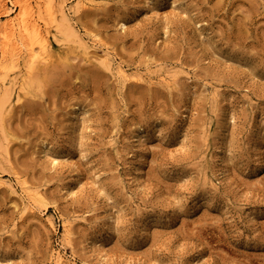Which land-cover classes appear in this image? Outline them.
Instances as JSON below:
<instances>
[{
    "label": "rangeland",
    "instance_id": "374dc122",
    "mask_svg": "<svg viewBox=\"0 0 264 264\" xmlns=\"http://www.w3.org/2000/svg\"><path fill=\"white\" fill-rule=\"evenodd\" d=\"M30 1L43 51L0 2V264H264V0Z\"/></svg>",
    "mask_w": 264,
    "mask_h": 264
},
{
    "label": "bare ground",
    "instance_id": "6f19581e",
    "mask_svg": "<svg viewBox=\"0 0 264 264\" xmlns=\"http://www.w3.org/2000/svg\"><path fill=\"white\" fill-rule=\"evenodd\" d=\"M4 1H6V0H0V2H1V5L2 4H4ZM86 1V0H85ZM19 2L21 3V9H20V11L17 13V16H16V23L13 21V23H12V21H11V19L12 18H14V17H12V18H10L9 19V21L10 22H8V23H4L5 24V30L7 29V26H11L8 30H6V31H8V32H4V31H2V32H4L5 33V35H4V37L5 38H8V41L10 42V44H11V42H12V44H11V46H13V43H15L16 42V40H17V38H20L19 36H21V37H23L22 38V44L21 43H19L18 42V44H20L19 46L21 47V45H30V49H34V45H36L37 44V46L38 45H40L39 47H42V51L44 50V49H48L49 47H50V42H49V40H48V38L43 34V30H42V26H41V24H40V21H39V19L36 17V15H35V11L33 10V6H32V4H31V1L30 0H19ZM66 2V1H65ZM76 2H80L81 3V5H82V2L84 3V0H77V1H75V3ZM89 2H90V0H89ZM6 3V2H5ZM64 3V2H63ZM62 3V4H63ZM65 4V3H64ZM77 4H79V3H77ZM89 4V3H88ZM80 5V6H81ZM85 5V4H84ZM83 5V6H84ZM63 6V8H64V10L63 9H61V11L63 10L64 12H65V14H66V16H70V13H74V12H76L77 10H76V8H71V9H69V10H67V9H65V7H64V5H62ZM4 7H5V5H4ZM1 8H3L2 6H1ZM62 8V7H61ZM63 13V12H62ZM37 14V13H36ZM64 15V14H63ZM38 16V15H37ZM71 16H72V14H71ZM64 18V17H63ZM65 19V18H64ZM69 19V18H68ZM7 22V21H6ZM70 22V21H69ZM68 23V22H67ZM3 24V25H4ZM8 24H10V25H8ZM58 30V29H57ZM55 36V35H54ZM21 39V38H20ZM19 39V40H20ZM82 39V38H81ZM85 39V38H84ZM24 40V41H23ZM88 40V39H87ZM7 41V40H6ZM4 42V43H8V42ZM18 41V40H17ZM92 41V40H91ZM25 42V43H24ZM58 42V41H57ZM60 42V41H59ZM58 42V43H59ZM81 42L83 43V46H84V49H85V53L86 54H89V46L87 45V44H85L84 45V41H82L81 40ZM27 43V44H26ZM17 44V45H18ZM81 44V43H80ZM89 44V43H88ZM17 45H15V46H17ZM3 47V46H2ZM19 48V47H18ZM29 48V46H27V49ZM10 49V48H9ZM2 57L1 58H4L5 56H7L6 55V52H7V48H5V47H3L2 48ZM91 51V50H90ZM28 52H31L30 50H28ZM107 55V54H106ZM37 57H38V59L40 60V61H47L48 60V57L46 58V56L44 55V54H42V53H40V54H38L37 55ZM104 57V56H103ZM107 57V56H106ZM90 58V57H89ZM105 58V57H104ZM4 62V61H3ZM33 66V65H32ZM32 66H30L29 68H27V71H26V73L27 72H30L31 71V69H32ZM6 67V65L5 64H3L2 62L0 63V71H2L4 68ZM119 67V66H118ZM121 67V66H120ZM123 67V66H122ZM120 68L119 69V73H120V76H123V77H126L127 76V74H126V71L123 69V68ZM28 75H29V73H28ZM25 77H26V75H25ZM3 77H0V80L2 79ZM3 80V82H4V79H2ZM1 106V105H0ZM137 140L139 141V142H141V143H144V141H145V138H144V136L142 135V134H139L138 135V137H137ZM58 159H57V157L53 160V161H57ZM30 195H32V194H30ZM33 200V199H32ZM35 201V200H34ZM109 218L110 219H113L114 218V215H113V209L111 208L110 209V212H109ZM66 232V231H65ZM56 258V257H55ZM67 261V260H66ZM65 261V262H66ZM54 262L56 263V264H64V260H63V256L62 255H58L57 256V258H56V260L54 259ZM54 263V264H55Z\"/></svg>",
    "mask_w": 264,
    "mask_h": 264
}]
</instances>
